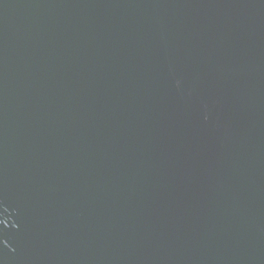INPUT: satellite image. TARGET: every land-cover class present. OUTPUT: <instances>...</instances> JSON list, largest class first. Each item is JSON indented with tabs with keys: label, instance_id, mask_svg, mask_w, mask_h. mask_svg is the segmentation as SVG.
Returning a JSON list of instances; mask_svg holds the SVG:
<instances>
[{
	"label": "water",
	"instance_id": "1",
	"mask_svg": "<svg viewBox=\"0 0 264 264\" xmlns=\"http://www.w3.org/2000/svg\"><path fill=\"white\" fill-rule=\"evenodd\" d=\"M0 264H264V0H0Z\"/></svg>",
	"mask_w": 264,
	"mask_h": 264
}]
</instances>
